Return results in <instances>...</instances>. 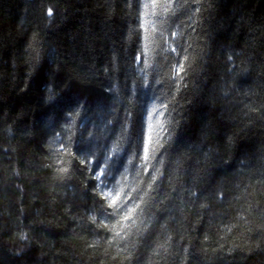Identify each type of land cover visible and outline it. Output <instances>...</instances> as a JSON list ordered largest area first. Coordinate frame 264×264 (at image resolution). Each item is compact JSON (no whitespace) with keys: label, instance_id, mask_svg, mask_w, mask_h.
<instances>
[{"label":"trees","instance_id":"1","mask_svg":"<svg viewBox=\"0 0 264 264\" xmlns=\"http://www.w3.org/2000/svg\"><path fill=\"white\" fill-rule=\"evenodd\" d=\"M143 3L0 0V264H264V0H183L148 40L134 33ZM161 100L166 142L151 163L164 175L144 195L152 169L123 180L120 156L109 187L146 203L109 246L89 219L106 201L78 157L110 143L107 121L130 111L139 131Z\"/></svg>","mask_w":264,"mask_h":264},{"label":"snow or ice","instance_id":"2","mask_svg":"<svg viewBox=\"0 0 264 264\" xmlns=\"http://www.w3.org/2000/svg\"><path fill=\"white\" fill-rule=\"evenodd\" d=\"M181 3H183V0H144L142 5L143 11L139 16L141 23L138 29L134 30V33H139V30L143 29L145 40L155 39L158 31L156 28L157 21L159 20L162 23L166 22L167 19H170L176 14ZM195 11H198V9H195ZM47 16L49 18L53 16L52 8H48ZM150 31L152 34L151 36L148 35ZM132 34L133 33H130V35ZM171 35L175 37L177 33L172 32ZM160 36H163L162 32ZM147 48L148 46L145 44L139 50L141 56H143V67L140 69L142 80L146 76V69L152 67V65L148 63V57L146 55ZM168 50L169 49H164L163 51ZM170 50L172 52L177 51L176 48H170ZM141 56L135 57V62H141ZM229 59H231V57H229ZM183 68L184 65L177 62L171 70V75L169 77L171 82L176 85L177 91L183 81V76L180 74ZM153 83L159 84L162 83V81L154 79ZM165 113L170 115L168 104L164 103L163 100H161L159 106L153 104L152 108L146 112L145 126H142L139 131L135 129L134 122L130 120V111L125 113L123 123L119 120L116 121L117 128H110L109 126L112 125L113 121H107L104 138L109 140L110 143L106 144L99 153L96 151H89L87 153H82L78 157L79 162L87 167L92 178L97 181L94 191L99 194L101 199L106 201V205L101 204L99 208H97L95 202L93 203V207L89 210V219L93 224H96L97 228L104 227L113 233V235L106 240L109 246H112L115 242L119 248V241L127 240L131 234L129 230L136 228V221L139 219V215L143 213L141 205L146 202L144 201V196L140 195L136 188L124 191V186L120 181H117L112 187H109L108 177L112 175L115 164L120 156L123 155L126 163L122 165L124 168V172L121 173L122 179L126 180L130 167L133 169L136 176L142 175L141 169L143 170V174H148V170L151 168L150 182L147 184V190L144 192V195H147L148 191L154 190L153 185H155L156 180L159 176L164 175L160 172V169L154 167L151 162L155 159L157 147H163V142H166L165 137L161 135V133L166 132V124L168 123ZM130 126L133 129L131 133L129 132ZM109 132L111 133L110 136L108 135ZM168 135L170 136V133ZM89 136H92V133H89ZM133 136H135V142H133ZM60 144L61 153L67 152L68 148L71 147V143L66 147L63 140H61ZM90 157L95 158L94 161L90 159ZM113 157L116 159H113ZM101 163H103L104 167L100 166ZM159 163L162 165L163 159H161ZM60 171L65 173L67 179H71L72 173L68 172L66 168H62ZM16 174L19 175V173ZM113 179L115 178L113 177ZM133 193H136V195H133ZM191 195L195 197L196 193L192 192ZM108 209H112V211L109 212ZM97 212H99L100 216L99 221H97ZM113 218H116L115 223H113ZM137 231H139L138 228ZM20 239L27 241V234H21ZM126 248L127 245L120 250L124 251ZM17 254L19 255V253ZM131 256L132 253L129 252V260Z\"/></svg>","mask_w":264,"mask_h":264},{"label":"bare ground","instance_id":"3","mask_svg":"<svg viewBox=\"0 0 264 264\" xmlns=\"http://www.w3.org/2000/svg\"><path fill=\"white\" fill-rule=\"evenodd\" d=\"M132 3V2H131ZM130 4V3H129ZM131 7V6H130ZM129 9V8H128ZM98 125V124H97ZM95 126V125H94ZM13 201V200H12ZM13 208V207H12ZM15 212V211H14Z\"/></svg>","mask_w":264,"mask_h":264}]
</instances>
